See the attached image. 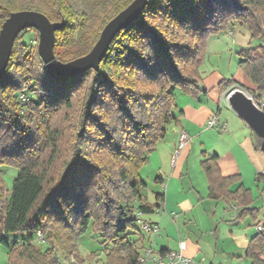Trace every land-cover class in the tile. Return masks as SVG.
<instances>
[{
	"label": "trees",
	"instance_id": "obj_1",
	"mask_svg": "<svg viewBox=\"0 0 264 264\" xmlns=\"http://www.w3.org/2000/svg\"><path fill=\"white\" fill-rule=\"evenodd\" d=\"M131 1L87 5L86 0H0V26L9 13L24 9L40 11L53 22L63 20L55 31L53 51L59 60L69 61L86 54L105 23ZM93 14L97 18L89 21ZM234 24L244 25L252 39L264 42V0H149L139 19L116 34L98 70L67 77L51 74L37 49L26 53L24 37L37 33L34 28L17 35L0 79V165L18 170L9 191L0 178V201L4 188L8 192L0 206L6 264H61L50 248L36 247V232L66 254H77L74 242L89 226L99 231L104 243L101 264H137L141 248L128 235L134 229L139 240L143 236L134 225L135 211L153 213L163 199L157 193L155 203L144 200L146 185L139 170L164 139L166 126L176 123L175 90L191 97L206 93L199 88L198 71L206 39ZM239 54L238 67L254 88L233 79L221 82V87L241 88L260 103L264 45L241 48ZM32 87L41 90L38 100L30 97ZM80 90L72 148L58 171L47 177L49 170L42 165L51 167L60 137L51 124L52 114L61 105L72 108V97ZM253 136L260 149L262 139L255 132ZM216 157L201 162L208 196L235 203L236 219L256 220L261 209L251 206L250 191L239 183V176H221ZM261 179L260 172L256 180ZM234 183L239 184L231 190ZM15 232L25 237L9 241L6 235ZM263 246L260 234L250 239L245 255L251 264H264Z\"/></svg>",
	"mask_w": 264,
	"mask_h": 264
},
{
	"label": "crops",
	"instance_id": "obj_2",
	"mask_svg": "<svg viewBox=\"0 0 264 264\" xmlns=\"http://www.w3.org/2000/svg\"><path fill=\"white\" fill-rule=\"evenodd\" d=\"M227 33L233 37L232 40L239 48L250 47L251 34L244 25L234 24ZM201 80L202 84L199 83V88L206 90L205 94L200 93L196 97H191L180 92L179 100L175 97L176 123H171L172 151L175 150L179 131H185L189 139L176 154L174 164L167 171H160L157 176L156 182L163 191L161 194L163 199L160 206L151 214L158 213L161 207L171 215L172 222L164 224L165 218L168 219L164 214L155 220H146L159 228L156 234L159 249L150 246L155 252H160L162 249L165 252L178 251V243L183 242L182 253L192 259L202 256L209 264H216L226 260L242 262L245 258L251 264L250 259L245 255L246 248L254 235L260 234L264 239V214L261 210L256 220L249 217L236 219L238 208L233 202L230 205L233 211L228 214L229 205L226 203L229 201L221 202L222 199H212L208 196V179L201 162L215 154L220 175L239 176V183L250 191L253 204L259 192L257 174L264 172V152L254 146V131L231 106L224 102L228 103L226 93L230 90L221 87V82L226 80L225 77L214 74L211 77L203 76ZM235 81L245 88L247 86L249 89L254 88L253 82L247 78L243 83ZM212 116L217 118L218 123L207 128L206 123ZM205 139L209 141L210 148L207 147ZM193 142L198 143L197 151L190 149ZM203 147L207 149L204 150ZM172 151L169 149L167 152V161L171 159ZM239 183L232 184L230 189H236ZM203 204L207 206H202ZM202 219L207 222L200 224ZM258 226L262 229L259 230ZM170 230L173 236L169 235ZM207 231L210 232L209 234L213 233L214 243L206 245L210 254L203 256L202 243ZM159 232L165 233L166 240ZM142 235L140 254L148 248V245L142 242L144 234Z\"/></svg>",
	"mask_w": 264,
	"mask_h": 264
},
{
	"label": "rangeland",
	"instance_id": "obj_3",
	"mask_svg": "<svg viewBox=\"0 0 264 264\" xmlns=\"http://www.w3.org/2000/svg\"><path fill=\"white\" fill-rule=\"evenodd\" d=\"M28 1V0H24ZM87 5L92 4L93 2H98L99 0H86ZM99 10L103 9L102 3L99 5ZM90 15L89 21H93V19L97 18L96 15L94 16ZM98 16V15H97ZM232 36L227 33V31H222L218 32L216 34L211 35L208 37L205 41V45L203 48V53L201 57V62L198 67V71L200 73V76H206L208 77L213 76L214 74L222 75L225 77L226 80H237L240 82H244L246 78L249 79V77L246 76V74L243 72L241 68L238 67V62L241 58L239 52L241 48H239L234 41L232 40ZM24 41L27 45L26 53H31L33 50L37 49V43H38V32H29L25 35ZM258 45H264L263 40L261 39H252L250 47H256ZM35 69H37L36 66H34ZM38 72V71H37ZM202 84V80L199 82ZM246 85V84H244ZM247 86V85H246ZM39 87V85H37ZM248 88V86H247ZM40 90V89H39ZM35 90L30 89V97L38 100L39 94L41 90ZM240 90L242 91L248 98L251 99V101L254 103V105L262 112H264V97L263 100L260 103H256L252 96L245 90L241 88H233L230 89L227 93ZM28 91V90H27ZM180 90L176 89L174 92L175 97L177 98L176 100H179L178 94H180ZM82 93V90L78 91L77 93L74 94L72 97V108L68 109L66 106H58L56 111L53 112L52 117H51V124L53 127L58 128L60 131V137L57 143V152L53 155V160L51 161L52 165L50 168H48V165L45 166L42 165V169L46 167L47 170H49L47 177H52L53 174H55L59 167L61 166L62 162L65 160L69 150L72 148V137L73 135L78 132V127H77V114H78V109H79V98L80 94ZM228 106L229 103L227 101H224ZM227 106V107H228ZM230 109V107H228ZM207 126V123H206ZM209 128V126H207ZM211 128V127H210ZM173 125L170 123L166 126V135L164 139H162L156 146V148L149 154L147 162L140 168L139 174L142 180L144 181L146 187L142 190V196L144 200L149 203L153 204L155 203V195L157 193L163 194V191H161L159 184L156 182V177L159 175L160 171H167L173 164L176 159V154L179 152L180 149H177V141H176V147L175 150L172 151L173 147L171 148L172 145V138H173ZM6 141H9L7 139ZM207 147L209 146V141L205 139ZM169 149L172 151V157L170 160H166V155ZM191 150L197 151L198 148V143L193 142L191 144ZM202 149L206 150V147H203ZM48 152L49 150H43L42 151V157L46 158L48 157ZM12 157V156H11ZM190 161H192V158H190ZM18 173L17 168L10 166V165H0V178L3 179L5 187L7 190H10L11 187V182L12 180L16 177ZM263 176H264V172ZM258 185H259V192H258V198L253 202L254 207H259L262 210V213L264 214V179L258 180ZM3 192L4 194L1 197L0 201V206L1 208L5 204L7 194L8 192L6 191ZM221 202H224L223 200H220ZM232 202L226 203L229 205L227 208L228 214H231L233 211L230 209V205ZM202 206H207V204H203ZM156 210V209H155ZM162 214H164V217H167L168 219L165 218V221L163 222L164 224L166 222H172L171 220V215L168 212H165L162 210V208H159L158 213L155 212L154 214H142V219L144 220H155L156 218H159ZM262 214V215H263ZM264 216V215H263ZM262 216V217H263ZM205 219V218H204ZM202 219L201 223H205V221ZM207 220V219H206ZM199 221H197V224ZM136 228H138L137 223L134 224ZM38 232V231H37ZM34 237V244L36 247L42 248V250H46L47 248H50L51 251L57 256L59 262L63 264L65 263V260L69 259L71 256L78 260V261H83L87 264H101L102 261V248L104 247V243L101 241V237L99 235V231L95 230L92 231V228L89 226L87 228V231L83 236L76 240L74 243L76 244L78 251L77 254L75 253H70L66 254L62 250L59 249L57 245L52 244L50 240L46 239L43 236V234L39 231L40 237L37 235ZM170 236H173V232L170 230L169 232ZM210 232H206L204 234V241L203 245L204 247L202 248L201 254L203 256H209L210 250L207 249V244L209 246L214 243L213 240V233L209 234ZM159 234L162 236L163 239L166 240V235L164 232H159ZM129 238L132 241H135L137 247H141L142 243L138 239L139 235L135 233L134 229H131L128 231ZM25 235L21 232H15V233H9L6 235V238L9 241L13 240H18L20 241L23 239ZM183 238V236H181ZM157 235L152 234V235H144L143 243L144 245H148V247H153L154 249H159V242L156 239ZM206 240V241H205ZM51 244V245H50ZM151 245V246H150ZM195 247V245H193ZM264 247V246H263ZM264 254V252H263ZM16 257V254H15ZM212 256L210 255V258ZM195 261H201L202 264H209V262H206L205 258L202 256L194 259ZM7 261V254H6V249L4 246L0 245V264H6ZM18 263V262H17ZM216 264H249V260L243 259V261L235 262L234 260L226 262L222 261L221 263H216Z\"/></svg>",
	"mask_w": 264,
	"mask_h": 264
},
{
	"label": "water",
	"instance_id": "obj_4",
	"mask_svg": "<svg viewBox=\"0 0 264 264\" xmlns=\"http://www.w3.org/2000/svg\"><path fill=\"white\" fill-rule=\"evenodd\" d=\"M149 0H132L126 7L108 20L91 49L84 55L69 61L59 60L53 51L55 31L63 26V20L51 21L37 10H16L3 20L0 26V79L4 75L13 42L24 29L34 28L38 32L37 51L45 68L59 77L73 76L90 69L98 70L116 34L138 20ZM229 105L241 116L247 125L262 139L264 152V112L260 111L242 91H232Z\"/></svg>",
	"mask_w": 264,
	"mask_h": 264
},
{
	"label": "built area",
	"instance_id": "obj_5",
	"mask_svg": "<svg viewBox=\"0 0 264 264\" xmlns=\"http://www.w3.org/2000/svg\"><path fill=\"white\" fill-rule=\"evenodd\" d=\"M228 93L226 98L228 99L229 95ZM19 98L22 100L26 99V96L24 93H20ZM218 121L215 116H212L207 121V126L212 127L217 125ZM189 136L187 133L183 130L179 131L177 135V149H181L185 143L188 141ZM136 216V223L138 225L139 230L144 235H152L157 234L159 231V228L156 224L150 223L144 219H142V212L139 210L135 211ZM258 229L261 230V226H258ZM37 235L40 237L39 231L37 232ZM41 238V237H40ZM179 249L178 251H167L164 253L155 252L151 247L145 248L143 252L139 255L137 264H201V261H195L194 259L185 256L182 251L184 249V243L179 242L178 243ZM63 264H87L83 261H78L74 259L72 256L65 260V263Z\"/></svg>",
	"mask_w": 264,
	"mask_h": 264
}]
</instances>
